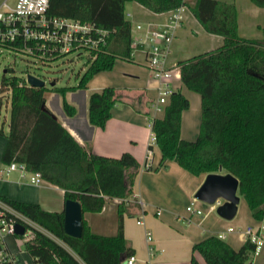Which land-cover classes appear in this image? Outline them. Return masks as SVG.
Returning <instances> with one entry per match:
<instances>
[{
    "label": "trees",
    "instance_id": "16d2710c",
    "mask_svg": "<svg viewBox=\"0 0 264 264\" xmlns=\"http://www.w3.org/2000/svg\"><path fill=\"white\" fill-rule=\"evenodd\" d=\"M127 2L140 3L155 13L187 6L183 0H50L49 16L105 30V44L89 54L74 87H31L25 80L6 77L13 73L10 68L1 77L0 93L8 91L10 100L1 163L23 164L28 171L39 172L43 181L63 191L64 202L78 201L82 209L81 237L72 238L64 233L63 211L48 212L38 204L0 197L1 203L50 235L37 232L34 241L25 246L34 264H121L134 255L124 238L123 216L139 169L136 159L129 153L118 158L92 153L45 106L46 95L54 92L62 97L63 113L73 117L75 109L64 99L67 92L84 89L95 75L111 70L115 60L132 59L131 23L125 18ZM251 2L264 8V0ZM189 9L204 31L220 36L223 43L178 63L181 84L200 97L199 133L194 141L180 138L181 115L189 108V100L180 91L173 92L162 118L151 121L160 165L173 161L193 176L219 173L222 168L237 178V194L245 200L251 218L259 222L264 219V35L259 40L241 38L233 4L196 0ZM0 47L23 54L20 41ZM119 101L121 95L110 87L92 93L88 99L90 125L103 129ZM141 102L138 96L130 105L137 110L136 103ZM113 199L120 200L116 234L91 233L84 214L100 213ZM253 251L249 241L235 250L226 241L209 236L192 246L189 264H200L196 254L205 264H254Z\"/></svg>",
    "mask_w": 264,
    "mask_h": 264
},
{
    "label": "crops",
    "instance_id": "0c3cea01",
    "mask_svg": "<svg viewBox=\"0 0 264 264\" xmlns=\"http://www.w3.org/2000/svg\"><path fill=\"white\" fill-rule=\"evenodd\" d=\"M183 1L189 8L193 6L196 0ZM187 6L182 7V20L175 30L176 35L172 38V43L170 42L165 58V67L173 69L177 75L171 88L173 92L180 91L184 96L185 94L182 92L184 86L179 79L178 63L213 51L223 43L220 36L210 35L204 31L193 15L186 11ZM172 12L155 13L140 3L127 2L125 4V18L131 23V27L132 25L134 26L133 29L131 28L133 61L121 62L124 64L120 65L125 72L130 74L118 76L117 73L100 72L87 83L84 89L67 92L64 99L75 109L73 117H68L63 113L62 97L60 95L54 92L48 93L45 102V106L74 139L81 146L90 148L92 153L110 158H118L122 153H129L136 159L139 169L133 184V195L126 201L129 205L123 216V230L124 238L134 250L138 264H189L191 248L194 244L209 236L217 237L221 233L225 234L224 241L235 250H238L245 242L241 234L243 229H234L228 226L226 230L232 228V232L227 233L224 229L220 230L217 228L218 225H216L218 220L211 218L215 211H209V207L204 208V206L198 204L199 201L196 205L202 211V215L198 216L186 211V207L194 199V194L203 183L206 174L193 176L173 161L166 162L162 167L160 165L161 154L157 145L153 147L151 168H144L146 151L150 134L152 133L150 124L153 118H162L163 110H155L153 108L158 97V84L152 78L147 62L153 42L145 37L143 30H136L135 27L147 24H151L154 27L160 26L167 21ZM238 35L244 39H262L261 35L253 37L254 35H248L243 31L241 32V30H239ZM184 37L189 38V42L190 39L195 41L183 46L181 40ZM118 61L120 60H116L115 64ZM140 62H142L141 65ZM107 87L115 89L121 95V101L114 105L105 127L100 129L90 125L88 121V99L92 93L100 92ZM0 94H2L0 96L1 108L3 102L8 104L9 92L5 91ZM5 94L8 95L6 98L4 97ZM138 96L142 97V102L140 104L136 103L137 110H135L130 105V101L135 100ZM200 119V101L199 105L195 101L194 106L190 104V108L182 112L180 138L186 141H194L199 133ZM5 135L0 139V182L3 183L0 184V197L11 201L38 204L43 210L48 212L63 211L64 198L61 189L45 181H43L41 186L26 182L24 179L29 174L28 172L22 173L19 170L7 171L8 165L5 166L1 163V155L6 144ZM221 174L226 173L221 171ZM48 191H54L58 195V202L55 204L51 202ZM119 203V199H113L106 203L100 213L84 214L89 231L93 234L114 236L117 230V223L115 231L114 226L112 227L110 231L112 233L105 234L100 232L105 230V217L110 215L112 219L115 216L117 218L116 206ZM179 205H181V208L183 206L185 208L182 213H180ZM144 214H146V218L150 217L151 219L147 221V226L144 221L143 225L135 223L144 232V238L138 239L131 233L128 227V219L136 217L138 220ZM180 214L187 218L189 222L187 227H182L180 224L182 218ZM152 215L155 218H152ZM257 224L258 222L251 218L249 212L248 222L244 230L247 227L255 228ZM146 231H152L154 234V237L152 235V246L155 251L152 257L148 253V244L145 240ZM161 234L174 240L177 244H174L171 248L158 247L156 236ZM8 243L12 245L13 238H8ZM11 249L15 250V248ZM195 256L200 264H205L198 254ZM18 257L22 264H32L31 258L26 253H20ZM252 262L254 264H264V256L259 252L258 255L253 256Z\"/></svg>",
    "mask_w": 264,
    "mask_h": 264
},
{
    "label": "built area",
    "instance_id": "2783aa9c",
    "mask_svg": "<svg viewBox=\"0 0 264 264\" xmlns=\"http://www.w3.org/2000/svg\"><path fill=\"white\" fill-rule=\"evenodd\" d=\"M49 1L46 0L44 3V0H15V3L10 6L7 0H4L0 5V45L20 41L23 45V54L45 63L66 54L77 53L78 56L83 53L90 54L105 44L107 31L73 19L49 16L47 13ZM181 12L182 8L174 10L167 21L157 27L151 24L135 27L136 30H143L145 37L153 42L147 62L152 78L158 84V97L153 105L155 110H161L173 93L171 82L177 75L173 69L165 67V58L174 32L182 20ZM25 82L28 84L26 78ZM155 145L156 139L151 133L146 151L145 169L151 168ZM14 170L28 172L31 175L30 183L35 186H41L43 183L39 172L28 171L23 164H9L7 171ZM197 202L198 200L194 198L186 207V211L200 216L202 211L197 207ZM222 203L223 201L219 199L213 205H208L209 211H216ZM142 217L138 218L137 225H143ZM15 224L23 227L24 231L21 235L14 233ZM232 231V228L226 230L227 233ZM37 232L50 236L39 225L0 202V264H22L18 257L22 251L16 248L19 245L25 248L27 244L32 243ZM241 234L245 241L254 245L252 255H258L264 247V219L258 222L257 227H247ZM217 237L224 240L225 234L221 233ZM8 238H13L12 245L8 243ZM145 240L148 244L149 256L152 257L155 250L152 246L153 237L149 231L145 232ZM23 253H26L25 250ZM32 264H34L33 261ZM121 264H138V260L135 255H132Z\"/></svg>",
    "mask_w": 264,
    "mask_h": 264
},
{
    "label": "rangeland",
    "instance_id": "374dc122",
    "mask_svg": "<svg viewBox=\"0 0 264 264\" xmlns=\"http://www.w3.org/2000/svg\"><path fill=\"white\" fill-rule=\"evenodd\" d=\"M3 1L4 0H0V4ZM224 1L229 4H233L236 9L238 33H239V30H241V32L243 31L244 33H247L248 35H254L253 37H257L256 35H261L260 37H263L264 35V8L255 6L251 2V0H224ZM7 2L10 6H12L15 3V0H7ZM188 9L189 8L187 7L186 11L190 12V10ZM125 16H126V13H125ZM131 28L133 29L134 26L132 25ZM175 35H176V31L174 32L173 38L175 37ZM193 41H191L190 39V42H189V38L187 37L186 38L184 37L181 40V42H183V46H187L191 44V42ZM88 56L89 54L87 53H83L82 55H79V56L77 55V53H71V54H66L56 60L43 63L26 54H21V52H13L3 47H0V81H1L2 75L4 74V70L7 68H10L12 69L13 73H7L6 77L15 76L19 79L25 80L26 75L30 74L44 81L45 87L48 89L51 88V83H54L55 87L57 88L74 86L75 84H77L79 77L81 76V74L86 68ZM131 58H132V55H131ZM132 61H133V58L130 61L120 60L116 64L114 62L112 69L106 72H110L111 74L117 73L118 76L123 75V74H130L128 72H125V70H123L120 64H124L121 62H132ZM141 63L142 62H140V65ZM172 83L173 81L171 82V85ZM182 92L185 94V96L189 100V108H190V104L191 106L192 105L194 106L195 101H197L199 105L200 98L197 93L190 91L186 89L185 87L182 88ZM1 95L2 94H0V96ZM6 96L8 95L5 94L4 97L6 98ZM9 106H10V100L8 104H5L3 102L0 108V126L2 129V134H0V139L4 137L3 135H5V133L7 134L8 132L7 122L9 119ZM161 109L163 110L164 106H162ZM158 114H161V113H158ZM30 177L31 175L27 174L24 180L30 183ZM22 183H25V182H22ZM0 184H3V183L0 182ZM48 195H49V199L51 200L53 204L58 202L59 197L56 193H54V191H48ZM239 198L240 200L238 204L237 215L233 220L226 221V220L221 219L216 214V211L211 215L212 216L211 218H215V220H218V224L216 225H218L217 228H219L220 230L221 229L226 230L228 226H231L234 229L239 228V229L244 230V227L247 225L249 210H248L245 200L242 197H239ZM198 204H200L201 206H204V208L208 207L207 204H204L202 202H198ZM178 207L181 209L180 213L185 211L184 206L183 208H181V205H179ZM116 210H117V206H116ZM126 210H127V207H126ZM180 215L182 217L180 224L182 225V227H187L189 225L187 218H184L183 214H180ZM141 216H143L142 220L145 222L147 226L148 225L147 221L150 220L151 218L150 217L146 218V214L141 215ZM153 216L154 215H152L151 217L155 218ZM136 220H137L136 217H130L128 219V227L133 235H135L138 239H143L144 238L143 229L135 224ZM116 223H117L116 216L114 219H112L110 215L105 217L104 219L105 230H103V232H100V233H105V234L112 233L110 231L113 226H114V231H115ZM150 232L152 233L154 237L153 232L152 231ZM156 239L158 241L157 246L160 248H171L173 247L174 244H177L174 240L166 237L164 234L157 235ZM16 249L21 250L22 253L24 251V247H22L21 245H19V247ZM260 253L262 254V256H264V248L261 249ZM23 256L25 259H27L25 255ZM251 259H253V255L251 256Z\"/></svg>",
    "mask_w": 264,
    "mask_h": 264
},
{
    "label": "water",
    "instance_id": "95a60500",
    "mask_svg": "<svg viewBox=\"0 0 264 264\" xmlns=\"http://www.w3.org/2000/svg\"><path fill=\"white\" fill-rule=\"evenodd\" d=\"M26 81L29 86L40 88L45 86L44 81L33 76L26 75ZM54 83H51L53 86ZM207 174L201 186L194 194V198L207 205H213L221 199L223 203L216 208V214L226 220L231 221L236 213L239 204L238 180L230 173ZM63 230L67 236L80 238L82 233V209L78 201L66 200L63 207ZM24 229L20 224H15L14 233L21 235Z\"/></svg>",
    "mask_w": 264,
    "mask_h": 264
},
{
    "label": "clouds",
    "instance_id": "9594fccd",
    "mask_svg": "<svg viewBox=\"0 0 264 264\" xmlns=\"http://www.w3.org/2000/svg\"><path fill=\"white\" fill-rule=\"evenodd\" d=\"M44 3H46V0H44Z\"/></svg>",
    "mask_w": 264,
    "mask_h": 264
}]
</instances>
